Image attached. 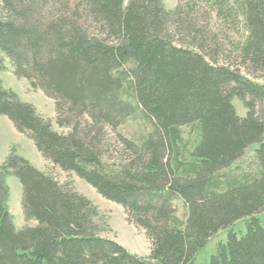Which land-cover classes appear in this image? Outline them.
I'll return each mask as SVG.
<instances>
[{"label":"trees","instance_id":"obj_1","mask_svg":"<svg viewBox=\"0 0 264 264\" xmlns=\"http://www.w3.org/2000/svg\"><path fill=\"white\" fill-rule=\"evenodd\" d=\"M180 1L171 10L161 0H0V71L8 59L54 101L68 132L1 82L0 114L45 159L121 205L151 244L144 258L100 236L87 198L10 153L0 166V264H195L211 236L242 219L245 231H228L203 264H264V82L250 79H264V0ZM205 13L219 33L202 24ZM240 24L245 36L234 40ZM129 120L140 129L109 151L104 129ZM251 144L256 170L237 174L230 167ZM8 174L34 226L14 225Z\"/></svg>","mask_w":264,"mask_h":264},{"label":"rangeland","instance_id":"obj_2","mask_svg":"<svg viewBox=\"0 0 264 264\" xmlns=\"http://www.w3.org/2000/svg\"><path fill=\"white\" fill-rule=\"evenodd\" d=\"M186 2L187 0H181L180 5L184 7ZM127 3L128 0H124V4L126 5ZM178 3L179 0H161V4L165 9L172 10ZM201 16L204 17L202 10L199 11V18ZM201 21L202 24L207 23L208 28L213 27L212 30L216 33L221 31L216 25L215 19L209 17L207 13H205V18ZM228 34L234 40H242L245 36L243 25L240 24L236 32H229ZM225 49L229 50L228 46H225ZM4 65L6 66L5 70L0 71L2 87L14 92L19 101L31 104L41 117L51 121L54 130L60 133H67V127H58L55 123L56 111L54 101L40 89H32L26 79L16 77L8 59H4ZM250 79L257 83L264 82L263 78L255 79L250 77ZM231 102L236 114L238 116H244L247 110L243 102L236 97H233ZM80 119L84 121L85 117H81ZM139 123L129 120L124 125L113 129V132L109 129H104L102 139L107 144L108 150L121 149L116 139L118 134L127 135L137 131L140 129ZM184 136L186 138L188 136L187 133L184 132ZM189 137L191 138V136ZM257 147V144H251L246 147L243 155L231 165L230 169L237 174L254 172L256 170L255 150ZM10 153H14L23 158L38 170L43 171L48 176L57 180L60 184H66L67 188H71L72 191L87 198L96 207L97 218L95 222L99 228L98 234L100 236L114 240L131 254L144 258L149 256L151 247L150 240L142 228L136 226L129 220L121 205L102 197L90 184L79 178L75 173L63 171L48 159H45L36 149L32 139L26 133L19 132L7 116L0 114V166ZM116 156L118 155L114 154L113 157ZM5 184L9 190L7 206L14 225L17 228L34 226L36 221L33 218H27L24 214L21 198L22 187L18 178L13 174H8L5 178ZM173 207L176 215L180 219H184L185 208L182 202L174 201ZM256 217L264 223V211L258 213ZM245 227L246 220L242 219L235 222L230 228L220 230L211 236L206 245L196 253L195 264L207 263L210 255L215 252L217 244L226 240L228 231L235 232L239 235L245 231Z\"/></svg>","mask_w":264,"mask_h":264}]
</instances>
